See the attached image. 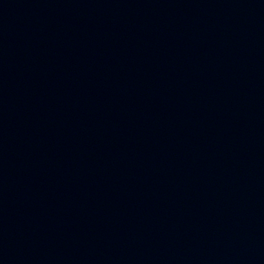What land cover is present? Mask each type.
I'll use <instances>...</instances> for the list:
<instances>
[{
  "label": "water",
  "instance_id": "1",
  "mask_svg": "<svg viewBox=\"0 0 264 264\" xmlns=\"http://www.w3.org/2000/svg\"><path fill=\"white\" fill-rule=\"evenodd\" d=\"M0 264H264V0H0Z\"/></svg>",
  "mask_w": 264,
  "mask_h": 264
}]
</instances>
